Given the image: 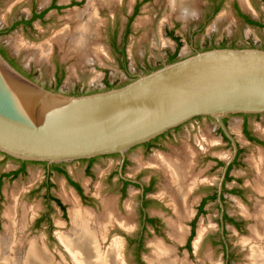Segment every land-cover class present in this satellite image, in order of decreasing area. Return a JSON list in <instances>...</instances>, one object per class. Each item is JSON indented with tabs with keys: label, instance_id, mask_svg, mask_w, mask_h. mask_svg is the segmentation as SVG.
<instances>
[{
	"label": "rangeland",
	"instance_id": "obj_1",
	"mask_svg": "<svg viewBox=\"0 0 264 264\" xmlns=\"http://www.w3.org/2000/svg\"><path fill=\"white\" fill-rule=\"evenodd\" d=\"M212 1L189 0V2L183 4L178 2V4L171 6L169 0H148L141 4L123 45L121 35L136 0H114L111 3H104L98 6V10L101 8V17L97 10V15L101 21L98 26V38H94L89 43L88 49L85 51L88 56L85 58L82 54L73 53L70 50L73 35L69 36L66 43H60L56 38H48L59 26L55 25L47 31L36 21L32 30H25L21 26H17L0 33V45L7 48L11 57H16L25 71L32 72L36 82L68 94L103 90L106 88L105 81L111 86L122 85L133 79L136 74L148 72L166 63L167 56L174 52L177 46V58L192 54L195 47H198L199 50L221 45L264 47V0H245L243 3L241 0H221L220 9L206 20V14L210 11ZM29 2L30 0H0V31L9 28L10 23L19 19L20 16H27L30 7ZM43 2V0H38V5L41 6ZM233 3H236L252 19L260 21L261 26L247 24L238 18L233 9ZM87 4L83 9L74 10L66 15V19L72 23V26H69V24L64 28L71 30L72 34L75 31V20L77 19L74 20L72 16L78 11H84ZM183 6L193 9L188 12L182 10ZM76 7L82 8L83 6H75L70 9ZM64 28L56 31L53 36ZM114 28L117 31V49L113 47L110 38ZM168 29H173L174 35L178 36L179 45L167 35L166 31ZM93 48L96 49L97 53L93 51ZM121 48L123 55L118 53ZM53 56L61 61L65 67L59 83L56 82L54 77ZM226 124L242 147L238 164L232 167L230 171L231 179L226 183V188L230 190L233 187H239L243 189V196L239 197L230 192H225L224 205L231 217L240 219L244 216L239 210L240 205L253 212L256 203L262 198V195H259L254 188L257 169L249 163V157L257 152L264 156V147L250 144L245 140L241 132L242 117L239 114L227 116ZM249 127L251 131L264 140V116L250 118ZM172 136L173 138L166 140L165 149L152 148L147 153H144L141 147L130 150L126 154L129 162L125 168V175L130 178L138 176L141 181L146 180L150 175L149 169L152 168L150 159L153 156L158 158L163 157L164 154L175 155L176 152L177 155L181 153L180 151L183 150L186 144L194 150L195 159L193 158V160L197 165L195 168L197 176L193 175V182H191L192 186L193 183H196L194 197L210 192L217 182L220 167L212 166L213 162L210 159L201 160L198 163L197 154L207 152L209 155L224 160L231 150L230 145L221 139L216 123L211 118L193 119L181 126ZM1 158L0 155V170L8 171L17 166L14 160L10 158L2 160ZM118 161L119 156L99 157L92 164L91 177L84 173L85 164L83 162H69L65 168L70 177L78 181L86 193L92 195L91 202L86 205L82 204V208L92 209L97 215H94L92 210L88 212L93 216L102 217L103 205H100L102 199L113 198L116 208L121 214H124L125 204L131 203L133 213L130 228L132 227V230L129 234L135 235L140 220L138 214L139 189L129 185L124 198H119L115 181L117 176L113 177V185L105 180L107 174L116 169ZM43 170V165L38 162H29L24 175H20L13 181H4L0 194V216H4L8 209H13V219H15V224L20 225L21 234L25 241L36 240L54 264H73L69 259L68 252L72 256L75 254L72 250H67L68 252L65 250L68 248L65 245L63 246L60 238L61 234L62 236L73 234L71 218L64 217L61 210L53 202L47 204L43 195V188L40 187L37 192H31L44 180ZM50 178L54 184L52 193L57 197L60 196L64 201L61 200L66 210L69 209L70 204L64 200L62 194L64 191L72 193L71 195L77 200L74 190L67 184L64 177L55 171L50 173ZM237 178L241 179L240 183L236 182L235 179ZM160 187L161 181L159 180L155 191L150 193L149 196H155ZM78 205L81 207L80 203ZM159 207L155 210L154 206H150L148 210L158 212L160 211ZM205 208V213L197 220L194 242L192 241L190 251L183 247L184 243L172 244L165 233V228L162 227L158 235L148 234L145 238V248L142 253L144 264H149L147 263V256L152 251L150 242L158 239L174 245L177 255L179 257L186 256L187 259L178 258L174 253L173 256L179 260L187 261V264H223L224 255L219 242L217 206L215 203H208ZM45 212H48L52 226H49L46 221L39 223L37 226L34 225V221ZM3 220L6 221L4 217H1L2 222ZM108 221L107 217H103L102 227L107 225V229L109 227H112V229H109L110 232L108 233L105 232L106 228H104V231L101 229L103 235L104 233H107V235L102 238L100 232L97 238L105 257L106 250L112 240L117 238V235L123 236L122 231L117 227L120 225L116 223L111 225ZM244 221L245 224L241 230L235 229L230 223L225 224V236L231 253L229 264H248L249 262L246 257L249 245L246 246L244 239L255 237L251 230L255 225V220L247 217ZM89 222L95 224L94 220ZM201 229L204 232L199 246L196 248L194 243L198 236L197 230L199 232ZM0 232V236L6 234L5 226L4 229L0 228ZM8 236L7 233L6 237ZM14 238L12 236L10 238L11 242L5 247V256L3 255L4 249L3 252H0V264H6V257L9 258L11 253L15 258L21 259L23 257L25 242L12 243L15 241ZM262 245L264 246L263 242ZM119 254L121 257L123 256L124 260L122 258L121 261L124 264H138L130 247L127 246L126 248L123 245ZM73 257L76 260L75 256ZM75 262L78 264L77 260Z\"/></svg>",
	"mask_w": 264,
	"mask_h": 264
},
{
	"label": "water",
	"instance_id": "obj_2",
	"mask_svg": "<svg viewBox=\"0 0 264 264\" xmlns=\"http://www.w3.org/2000/svg\"><path fill=\"white\" fill-rule=\"evenodd\" d=\"M235 114H264L262 47L195 49L122 85L78 94L44 87L0 51V153L14 159L58 164L118 154L121 167L132 147L209 117L231 144L220 194L238 151L224 121Z\"/></svg>",
	"mask_w": 264,
	"mask_h": 264
},
{
	"label": "flooded vegetation",
	"instance_id": "obj_3",
	"mask_svg": "<svg viewBox=\"0 0 264 264\" xmlns=\"http://www.w3.org/2000/svg\"><path fill=\"white\" fill-rule=\"evenodd\" d=\"M43 1L44 2L42 3V5L39 6L38 0H30V2H29L30 7H29L28 15L27 16H20L19 19L10 23L9 28L1 30L0 33L6 32L10 28H14L17 26H21L25 30H27V29L32 30L33 24L36 21V22H38L39 25L43 26L44 29L47 31L51 27L53 28L55 25L59 26L58 29L54 30L52 32V34L48 37V38H51V37L53 38L57 34L56 33L53 36V34L56 31L61 30L62 28H64L66 25H69V24H70L69 26H72V23H70L66 19V15L69 14L70 12L74 11V10L83 9L90 0H88V1L87 0H43ZM146 1H148V0H136V2L134 3L132 12L127 17V21L125 23V27H124L123 33L121 35L122 45L124 44L126 37L130 33V27H131L132 21L135 18V16L138 14L141 4H143ZM212 2L213 3L211 5L210 11L206 14V20H208L212 14L216 13L220 9L221 3H222L221 0L220 1L219 0H213ZM75 6H83V7L82 8L76 7V8L70 9L72 7H75ZM66 9H70V10H66ZM100 9L98 10V14L101 17ZM233 9L235 11L236 16L238 18H240L242 21H244L245 23L250 24L247 21V18H248L252 21H256V22H259L260 24H262L260 21L254 20L248 14L244 13L236 3H233ZM67 22H69V23H67ZM250 25H253V24H250ZM166 33L170 38H173V39L177 38V40H175V39L174 40L177 42V45H179L178 36L174 35L173 29H168L166 31ZM68 38H69V36L64 38L62 42L59 40H57V41L60 43H66ZM110 38H111V43H112L113 47L116 48V42L118 39L116 28L113 29V32H112ZM56 45H58V44L56 43ZM224 46H226V45H224ZM230 46H234V45H230ZM177 47H176L174 52L170 53L167 56V62L169 61V59L172 55H175V58H177V55H178L177 54L178 53ZM262 48H264V47H262ZM194 49H198V47H195ZM0 51L6 57V59H8V61L12 65H14L18 70H20L26 76H28L29 78L34 80L32 72L31 71H29V72L25 71L21 67L20 63L17 61L16 57H11L9 55V52H8L6 47H4L3 45H0ZM118 53L121 55L124 54L122 48L120 49V51ZM53 63H54V77H55L56 82L59 83L61 81L63 74H64L65 67L62 64V62L59 61L55 56H53ZM105 82H106L105 84H109L107 81H105ZM43 86L46 88H49V89H53L52 87H49L45 84ZM54 90H56V89H54ZM239 115L242 117L241 132H242L245 140L250 144L261 145L264 147V140L262 138H260L257 134H255L253 131H251V129L249 127L250 118H253V117L259 118L261 116H264V114H239ZM197 118H204V117H196L194 119H197ZM205 118H209V117H205ZM224 121L226 123V118ZM185 124L186 123H184L180 126H177L173 129H170L169 131L155 137L154 139H151L148 142L136 145V146L132 147L130 150L137 148V147H141L143 149V152L147 153L152 148L165 149L166 148V144H165L166 140L173 138V136H172L173 133L178 131L180 129V127L185 125ZM217 129H218L219 133L221 134V139L226 141L231 147L230 141L225 137V135L222 133V131L220 130V128L218 126H217ZM236 143L238 146V151H237V154L235 156L234 161L228 166V168L225 172V176H224V179L222 181L220 194H218V188H217L218 180H219V177L221 175V170L223 168L225 159L228 156L224 160H221L219 157L207 154V152H204V154L203 153L197 154L198 163H200L201 160L210 159L213 162L212 166L220 167V173H219V177L217 179L215 186L211 189L210 192L203 194V195H200L199 197H194V188L196 187V183H194L192 188H190L187 191V200L188 201L186 200V207H189V208H187V216H185V217L181 218V220H179V224L183 229V236H181L182 237L181 240H174L170 237V235H169L170 228H169V222L168 221H172V220L177 219L176 209L184 211V207L181 204L173 203V201H171V199L169 198L168 193H166L167 190L164 188V183L166 182L167 179L165 178L164 172L158 167V161H157L158 158L153 156L150 159V162H151L150 166L152 168L149 169V171H150L149 177L144 181H141L138 176H136L135 178H130V177L125 175V168L129 162L127 155L125 156L124 162H123L121 167H120V163H119L120 156L118 154L102 155V156H97V157H93V158H89V159H81V160H76V161H80V162H83L85 164L84 173L91 177V175H92L91 167H92L93 162L96 159H98L99 157H104V156H119V161L117 163L116 169L110 171L107 174L105 180L107 181V183L113 185L114 184L113 177L117 176L115 181L117 184V192H118L119 198H124L129 185L135 186L139 189L138 190V214H139L140 220H139V226H138V229L136 231V234L135 235L129 234V232H131V230H132V227L131 228H124L122 226L121 227L117 226L120 228V230L123 233V236L117 235L119 237V239H121L122 247L124 245L126 248H127V246L131 248L133 255L136 259V262L138 264H144L143 258H142V253H143L144 248H145L146 236L148 234L158 235L160 233L162 227L165 228V233L168 235L172 244L175 243L177 245V244L184 243L183 247L187 251H190L191 246H192V241H193V238L195 235L197 220L199 219V217L202 214L205 213V211H206L205 207L208 203H215V205L217 206V210H218L217 222H218V228H219V231H218L219 232V242L223 248V255H224L223 264H229V259L231 257V253H230V247H229L228 241H227L226 236H225V234H226V225L225 224L230 223L234 226L235 229L241 230L245 224L244 219L247 218L245 216H242L243 218H240V219L231 217L227 213V211L225 209V205H224V203H225V192H230V193L237 195L239 197L243 196V189H241L239 187H233L230 190H228L226 188V183L231 179L230 178V171H231L233 166L238 164L240 154L242 153V147L238 144L237 141H236ZM176 153H175V155H176ZM0 155L2 156V158H1L2 160H5L6 158H10L17 163V166L15 168L9 169L8 171L0 170V194H1V188H2V185H3L5 180L13 181L14 179L19 177L20 175L21 176L24 175L26 173L27 164L29 162H35V161H22V160H18V159H14V158H11L9 156H6L3 153H0ZM175 155L164 154V156L167 158L168 157L173 158ZM194 159H195V156H194ZM38 163L43 165V168H44L43 171H44L45 177H44V180L41 182V184L37 188L32 189L31 192L34 193V192H37L40 187L43 188V190H44L43 195H44V198H45L47 204L49 205L50 202H53L59 208V210H61L64 217L66 216L69 218L68 208L66 210V207L63 204L64 201L60 196L57 197L52 193V188L54 187V184L50 178L51 172L55 171L56 173H58L64 177L67 184H69V186H71L72 189L74 190L75 196H76V198H77V200L81 206H83L84 204L85 205L89 204V202H91V200H92L91 196L92 195H90L89 193H86L84 191V189L82 188V186L80 185V183L78 181L72 179L70 177V175L68 174V172L65 168L67 163H58V164H47L46 162H38ZM196 166L197 165H196V162L194 160V164H193V168H192V172H191L192 176L193 175L197 176V174L195 173ZM159 180L161 181V187L159 188V191L157 192V194L155 196H149L150 193L155 191V187H156L157 183L159 182ZM235 180L237 183L241 182V179H239V178H237ZM187 182L191 183L192 179L188 178ZM130 191H132V190H130ZM218 198L220 199V201L222 203V206H223L222 209H221L220 203L218 202ZM100 203H101V201H100ZM100 205L102 206V204H100ZM150 206H154L155 210L157 209L158 206H160L159 207L160 211L150 212L148 210V208ZM100 210H101V208H100ZM117 211H118V209H117ZM125 211H126V209H124V214H125ZM221 212H222V219L220 217ZM124 214H121V215H124ZM1 217L3 218L4 216L3 215L0 216V223H2V224H0V228L4 229V223H3L4 220L2 222ZM173 217H174V219H173ZM44 221H46L49 226H52L51 220L48 216V212H45L40 217H38L34 221V225L37 226L39 223H42ZM221 226H223V228H221ZM113 227H114V225H113ZM109 229H112V227ZM109 229H108V232H110ZM197 233H198V230H197ZM154 239H158V238H154ZM158 240L162 241V243L165 246H172L173 253L178 258L187 259L186 256L179 257L177 255L176 247L174 245L165 243L161 239H158ZM148 245H149V243H148ZM193 248H194V246H193Z\"/></svg>",
	"mask_w": 264,
	"mask_h": 264
},
{
	"label": "bare ground",
	"instance_id": "obj_4",
	"mask_svg": "<svg viewBox=\"0 0 264 264\" xmlns=\"http://www.w3.org/2000/svg\"><path fill=\"white\" fill-rule=\"evenodd\" d=\"M113 1L114 0H91L87 4L84 11H78L72 16L74 20L77 18L75 20L74 33L72 34L71 30L64 28L53 38L62 42L64 38L73 35L71 37L73 39L70 50H72L73 53L76 52L82 54L84 58L87 57L88 55L85 51H87L89 43L94 38H98L99 35L98 26L101 21L97 15L98 6H101L104 3H111ZM241 1L242 3L245 2V0ZM169 2L171 6H174L176 3L178 4V2L183 4L189 2V0H169ZM182 8V10H186L188 12L193 9L186 6H183ZM93 51L97 53L95 48H93ZM73 53L72 55H74ZM180 152L181 153H178L173 158L163 156L158 157L157 159L158 167L164 172L165 178L167 179L164 184V188L167 190L166 193H168L169 198L173 201V203L181 204L184 207V211L176 209L177 219L168 221L170 228L169 235L174 240H181V236H183V229L179 224V220L187 216V208H189L186 207L187 191L192 188L191 183L187 181L188 178L192 179L193 177L191 172L194 164V150L191 147L185 144L183 150ZM249 163L257 169V177L254 188L259 195H262V198L256 203L253 212H250L246 209V207L241 205L239 210L245 217L255 220V225L253 227L251 226V230L255 237L251 239H244L246 246L249 245L248 253L246 255L249 261L248 264H264V246L262 245V242L264 243V156L257 152L249 157ZM71 194L65 191L62 194L64 200L70 204L68 214L70 215L69 218H71L73 225V227L71 226L73 228L72 235H59L63 246L65 245V247L68 248L65 250L73 251L75 254L73 256H75L78 264H124V262L121 261L123 256L121 257L119 254L122 247L121 242L117 238H114L109 248H107L106 257L101 251V245L100 242H98L99 239L97 240V238L100 235V232L102 233V238H105L108 233V229L106 228L108 226L106 225L105 227H102L103 217H107L109 220L108 222L111 223V225L116 223L122 227L130 228L131 216L133 213L132 204H125L126 211L122 216L117 211L115 205L116 203L113 198L102 199V217H95L88 212L92 209L86 207L82 208V206L80 207L78 205V201L75 200ZM12 212L13 209H8L4 214V218L6 219L4 222L6 234L4 233L5 236H3L4 234L0 236V252H3L4 249L3 255L5 256V247L9 244V242H11L10 238L12 236L15 237V241L12 243L24 241L25 246L23 247L24 254L21 259L15 258L14 255H11V253L9 258L6 257V264H54L52 259L41 249L36 240L28 242L23 239L21 227L20 225L18 226L15 224ZM94 215L97 214L94 212ZM90 220H94L96 225L91 224L89 222ZM104 228L107 229L105 231L107 233H104L103 235L101 229L104 231ZM203 232L204 231H202V229L198 232L197 239L194 243L196 248L199 246ZM7 233L9 235L8 237H6ZM254 244L256 245L255 247ZM150 247L152 251L147 256L149 264H187V261L181 259L179 260L173 256L172 246H165L161 241L155 240L150 242ZM68 254L69 259L71 258L70 261H72L73 264H76V260L72 254L69 252Z\"/></svg>",
	"mask_w": 264,
	"mask_h": 264
},
{
	"label": "trees",
	"instance_id": "obj_5",
	"mask_svg": "<svg viewBox=\"0 0 264 264\" xmlns=\"http://www.w3.org/2000/svg\"><path fill=\"white\" fill-rule=\"evenodd\" d=\"M247 21H248V23H250V24L257 25V26H261V24H260L259 22L252 21V20H250V19H248V18H247ZM174 39L177 40V38H174ZM222 46H224V45H222ZM176 59H177V58H175V55H172V56L170 57V59H169L168 62L174 61V60H176ZM110 87H112V86L109 85V84H106V88H110Z\"/></svg>",
	"mask_w": 264,
	"mask_h": 264
}]
</instances>
